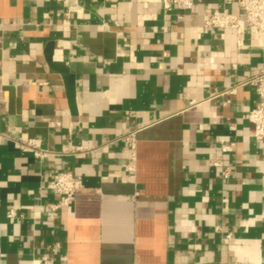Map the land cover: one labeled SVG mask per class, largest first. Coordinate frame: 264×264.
I'll use <instances>...</instances> for the list:
<instances>
[{"label": "crops", "instance_id": "1", "mask_svg": "<svg viewBox=\"0 0 264 264\" xmlns=\"http://www.w3.org/2000/svg\"><path fill=\"white\" fill-rule=\"evenodd\" d=\"M223 7L0 0V264H264V139L241 83L264 39L205 28ZM62 170L82 186L54 212Z\"/></svg>", "mask_w": 264, "mask_h": 264}, {"label": "built area", "instance_id": "2", "mask_svg": "<svg viewBox=\"0 0 264 264\" xmlns=\"http://www.w3.org/2000/svg\"><path fill=\"white\" fill-rule=\"evenodd\" d=\"M196 0H161L164 10L177 8L188 10L193 7ZM229 4L235 3L236 8L229 7L214 8L207 11L203 17V25L208 29H237L245 28L256 32L261 39H264V0H226ZM241 83L250 85L254 88L257 94L255 105L245 113V117L253 124V136L256 140L264 139V66L257 68L251 75L246 77ZM230 92L233 89H229ZM126 141L132 147H135V132H129L125 135ZM19 146L23 150L31 151L37 158H42L47 153L46 149L42 148L36 139H28L25 142H20ZM85 147H68L63 151V154L74 155L82 152ZM232 145L222 144V151H231ZM225 176L226 172L223 173ZM51 179L48 186L59 195L57 203L52 205L54 212L61 207L69 206L74 198L76 191L82 186L80 176L74 174L70 170H62L50 175ZM16 215L14 209L8 211V216ZM44 264H53L48 261Z\"/></svg>", "mask_w": 264, "mask_h": 264}]
</instances>
